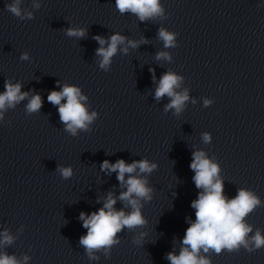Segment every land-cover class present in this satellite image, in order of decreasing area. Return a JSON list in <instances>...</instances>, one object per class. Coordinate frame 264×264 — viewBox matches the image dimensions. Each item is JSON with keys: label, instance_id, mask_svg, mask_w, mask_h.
<instances>
[{"label": "clouds", "instance_id": "9594fccd", "mask_svg": "<svg viewBox=\"0 0 264 264\" xmlns=\"http://www.w3.org/2000/svg\"><path fill=\"white\" fill-rule=\"evenodd\" d=\"M21 0H13L12 3H6L5 8L14 16L20 19H31L32 13H22L20 7ZM39 7V5H35ZM115 7L124 14L131 12L141 21L150 18L163 16L164 9L160 6L159 0H115ZM66 34L70 37L81 38L86 34L83 28H68ZM175 33L166 31L161 28L159 37L164 41L165 47H173L175 44ZM94 39L101 45L96 50V55L101 57L100 68L108 70L112 57L117 53L118 46L125 43L126 37L119 33H114L108 40L101 36H95ZM107 44V47L104 45ZM128 44L135 48L137 42L128 41ZM127 53L128 49H123ZM28 54L21 56L22 60H27ZM170 59L165 52L157 54V59ZM155 79V77H153ZM182 77L172 72L165 73L159 80L155 90V99L160 100L167 95L170 97V103L165 106V112L175 109L180 113L189 96L187 90L177 92L175 89L180 87ZM59 84V82H57ZM5 91L0 93V119L3 118V111L6 108L15 107L17 103L28 97L27 92H21L20 83L13 84L10 80L4 82ZM87 98L81 94V90L74 85H63L60 91L52 90L47 100L49 103L58 106L60 121L65 125V131L72 136L77 134L78 130L88 131V125L97 116L96 112L88 114L82 101ZM66 100L65 103H61ZM42 98L39 94L33 95L27 104V112H37L42 107ZM210 103L205 99L204 104ZM205 143L210 142L211 136L208 133L203 134ZM193 159L190 168L195 172L193 180L197 189H202L198 198L192 201L191 207L195 209V221L187 227L181 242L179 254L169 252L166 259L170 264H211V259L207 254L211 250L215 254H221L223 250L229 253L239 252L243 247L249 253L264 248V234L257 229L253 235V226L246 222L245 218L257 207L264 206L259 196L253 191L240 188L234 198L228 199L224 194L223 181L219 177L220 168L217 163L206 158L203 151L193 152ZM101 170L110 174L117 173V180L121 187H126L119 197H114L109 192L104 200L103 207L90 215L81 212L79 219L83 221V227L87 229V234L82 235L79 244L84 247L90 259H98L94 256V251L109 250L114 244H118L116 239L117 233L124 228L133 230L146 224L142 215L141 200L150 201L152 199L153 189L148 186L146 178L139 175H132L139 169L140 173H151L157 168L155 163H150L147 159L126 163L125 160L119 159L115 163L104 160L101 164ZM57 171L65 179L72 176L71 167H59ZM128 178L125 179V175ZM119 199L125 202V207H130V212L123 209L116 210L114 205ZM3 239L0 243L9 245L13 242V237L5 230L2 233ZM139 242V241H135ZM29 258L24 257L27 261ZM0 264H21L14 256L7 253H0Z\"/></svg>", "mask_w": 264, "mask_h": 264}, {"label": "water", "instance_id": "95a60500", "mask_svg": "<svg viewBox=\"0 0 264 264\" xmlns=\"http://www.w3.org/2000/svg\"><path fill=\"white\" fill-rule=\"evenodd\" d=\"M223 194L253 191L264 203V0H235L232 54L225 121L219 156ZM264 234V206L246 218ZM211 264H264V248L249 253H209Z\"/></svg>", "mask_w": 264, "mask_h": 264}]
</instances>
